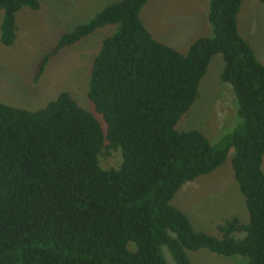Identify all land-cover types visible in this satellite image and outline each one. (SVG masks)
I'll use <instances>...</instances> for the list:
<instances>
[{"label": "trees", "instance_id": "trees-1", "mask_svg": "<svg viewBox=\"0 0 264 264\" xmlns=\"http://www.w3.org/2000/svg\"><path fill=\"white\" fill-rule=\"evenodd\" d=\"M146 0L105 5L61 34L59 49L116 25L90 61L86 97L97 118L65 91L36 110L0 103V264H191L206 249L264 264V65L236 27L240 0H208L210 33L184 53L151 37L138 17ZM264 4V0H258ZM37 0H0V43L15 37V13ZM219 54L235 99V126L211 142L174 126ZM247 218L214 235L195 231L170 204L177 189L220 166L229 150ZM118 154L116 164L101 158Z\"/></svg>", "mask_w": 264, "mask_h": 264}, {"label": "rangeland", "instance_id": "rangeland-1", "mask_svg": "<svg viewBox=\"0 0 264 264\" xmlns=\"http://www.w3.org/2000/svg\"><path fill=\"white\" fill-rule=\"evenodd\" d=\"M119 0H37L35 10L21 7L15 13V37L10 45L0 43V103L33 111L43 107L57 93L67 92L94 117H98L86 97L90 61L101 39L115 30L107 24L96 28L77 42L51 55L35 77L42 55L50 51L58 37L75 25L86 22L107 4ZM208 0H146L138 17L156 41L184 53L198 36L210 33L206 19ZM1 16V12H0ZM236 27L256 59L264 65V4L258 0H240ZM222 61L212 55L198 84L196 99L180 116L174 129L196 130L211 142L228 133L236 124L235 99L229 84L221 82ZM230 149L224 162L207 174L183 183L170 204L182 212L195 231L214 235L224 220L247 218L244 200L232 177ZM118 154L101 158V166L113 165ZM264 172V154L261 158ZM166 264H174L163 253ZM191 264H244L241 256H221L206 249L187 253Z\"/></svg>", "mask_w": 264, "mask_h": 264}]
</instances>
